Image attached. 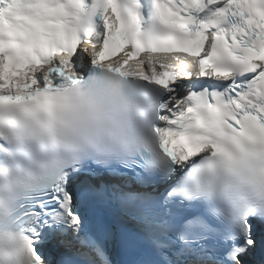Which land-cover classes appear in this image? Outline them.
Listing matches in <instances>:
<instances>
[{
	"label": "snow or ice",
	"instance_id": "obj_1",
	"mask_svg": "<svg viewBox=\"0 0 264 264\" xmlns=\"http://www.w3.org/2000/svg\"><path fill=\"white\" fill-rule=\"evenodd\" d=\"M0 264H264V0H0Z\"/></svg>",
	"mask_w": 264,
	"mask_h": 264
}]
</instances>
